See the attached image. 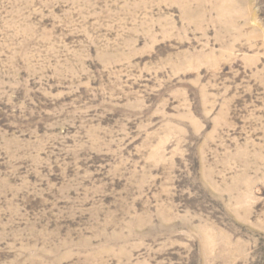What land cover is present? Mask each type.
<instances>
[{
    "label": "rangeland",
    "instance_id": "1",
    "mask_svg": "<svg viewBox=\"0 0 264 264\" xmlns=\"http://www.w3.org/2000/svg\"><path fill=\"white\" fill-rule=\"evenodd\" d=\"M0 264H264V0H0Z\"/></svg>",
    "mask_w": 264,
    "mask_h": 264
}]
</instances>
